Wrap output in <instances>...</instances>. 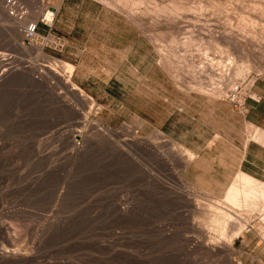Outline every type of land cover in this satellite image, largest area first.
Instances as JSON below:
<instances>
[{
	"label": "rangeland",
	"instance_id": "1",
	"mask_svg": "<svg viewBox=\"0 0 264 264\" xmlns=\"http://www.w3.org/2000/svg\"><path fill=\"white\" fill-rule=\"evenodd\" d=\"M15 1L23 16L0 0V264H264L254 218L228 256L194 248L230 236L208 207L236 175L226 187L197 160L178 179L170 154L216 123L218 105L241 108L230 95L264 91V0Z\"/></svg>",
	"mask_w": 264,
	"mask_h": 264
},
{
	"label": "crops",
	"instance_id": "2",
	"mask_svg": "<svg viewBox=\"0 0 264 264\" xmlns=\"http://www.w3.org/2000/svg\"><path fill=\"white\" fill-rule=\"evenodd\" d=\"M252 87L255 95H248L241 108L218 105L216 123L198 127L203 135L196 139V135L189 136L187 132L186 138L177 142L193 155L190 167L198 160L202 164L200 169L208 173L207 178L219 179V175L209 173H222L220 177L228 181L226 187L238 174L264 179V91L257 81ZM173 114L158 123L161 131ZM176 123L173 120L172 129ZM204 135L206 139H202Z\"/></svg>",
	"mask_w": 264,
	"mask_h": 264
},
{
	"label": "bare ground",
	"instance_id": "3",
	"mask_svg": "<svg viewBox=\"0 0 264 264\" xmlns=\"http://www.w3.org/2000/svg\"><path fill=\"white\" fill-rule=\"evenodd\" d=\"M239 1V0H238ZM250 1V0H249ZM248 1V2H249ZM243 2V1H242ZM40 3V2H39ZM110 3V2H109ZM247 3V2H246ZM251 3V2H250ZM249 3V4H250ZM254 3V2H253ZM252 3V4H253ZM258 3V2H257ZM256 3V4H257ZM243 4V3H242ZM248 4V5H249ZM255 4V3H254ZM259 4V3H258ZM257 4V5H258ZM238 5V3H237ZM245 5V4H244ZM247 5V4H246ZM251 5V4H250ZM249 5V6H250ZM259 6H256V8H252L253 12H256V9H258L257 7L260 8ZM110 6V4L108 5ZM184 6V5H183ZM188 5H186L187 7ZM243 6V5H242ZM264 8V5H261ZM191 7V6H190ZM239 7V6H238ZM241 7V4H240ZM244 7V6H243ZM247 7V6H246ZM112 8V7H111ZM125 8V7H124ZM189 8V6H188ZM251 8V7H250ZM262 8V12L263 9ZM191 9V8H190ZM189 9V10H190ZM240 9V8H239ZM243 9H246L245 7ZM261 9V8H260ZM201 10V9H200ZM248 10V7L247 9ZM251 10V11H252ZM242 8L240 10V15ZM258 11V10H257ZM123 12V11H122ZM190 12V11H189ZM249 12V11H246ZM246 12L243 15H246ZM251 12V13H253ZM260 12V10H259ZM136 13V12H135ZM192 13V12H191ZM128 14V13H127ZM250 14V13H248ZM247 14V15H248ZM261 14V13H259ZM264 14V13H263ZM255 15V14H253ZM258 15V14H257ZM127 16V15H125ZM129 16V15H128ZM249 16V15H248ZM135 17V16H134ZM133 17V14H130V18L133 20H136ZM54 18V14L52 12H46L43 16V20L47 25H51L52 24V20ZM204 19V18H203ZM196 20V18H195ZM131 21V20H130ZM134 22V21H133ZM32 25V24H31ZM34 25V24H33ZM16 28V27H15ZM17 30V29H16ZM10 31V30H9ZM14 31V30H13ZM20 41V40H19ZM38 52V51H37ZM224 52V51H223ZM211 61V60H210ZM222 63V62H221ZM205 64V63H204ZM207 64V63H206ZM205 64V65H206ZM212 64V63H211ZM210 64V65H211ZM209 65V64H207ZM209 65V69H213L210 68ZM219 65V64H218ZM50 66V65H49ZM54 66V65H53ZM50 66V72H54L57 73L55 70V66ZM202 66V65H201ZM213 66V65H212ZM207 67V66H204ZM191 68V67H190ZM72 68H70V71H66L65 73V77L63 78L64 85H69V79L71 77ZM201 69V68H200ZM205 69V68H204ZM208 69V67H207ZM217 69V68H216ZM211 71V70H210ZM195 72V71H194ZM214 72V71H213ZM61 73V72H60ZM212 73V72H211ZM202 74V73H201ZM200 74V75H201ZM63 75V74H62ZM197 75V74H196ZM210 75V73H209ZM214 75V74H213ZM212 75V76H213ZM223 75V74H222ZM221 75V76H222ZM45 77V76H44ZM61 78V77H60ZM201 78V77H200ZM199 80V78H198ZM44 82V81H42ZM61 82V81H60ZM63 85V86H64ZM70 89L68 91H70V93L72 94H78V97H81V92H78L73 85L69 86ZM202 87V86H200ZM68 88V87H67ZM213 90V89H212ZM219 92V91H217ZM80 100L82 99L79 98ZM83 101V100H82ZM133 137V136H132ZM131 140V139H130ZM121 143V142H120ZM161 143V142H160ZM164 143V142H163ZM123 144V143H122ZM130 144L131 147L135 148V149H142L144 147H146L148 150H150L152 152V154H154L158 159H160L165 165L166 167H168L169 170H171V166H170V161L166 158V156H163V152H161L162 154L160 155L155 146L154 145H150L149 143H145L143 140L136 138L135 136L133 137L132 141L128 142V145ZM123 147V146H122ZM171 153L173 154L176 158H177V164H178V168L179 171L176 172L178 173L176 175V177L178 176V179H180V174L182 173V169L185 165L188 166V164L193 160V155L191 153H189L187 150L184 152L182 151L180 148L171 146ZM160 148V147H159ZM118 149V148H116ZM120 150V149H119ZM122 150V149H121ZM123 151V150H122ZM120 152V151H119ZM126 155L128 156V154L126 153ZM165 155V154H164ZM166 170V169H165ZM176 180V179H175ZM180 184V183H179ZM183 198V197H182ZM121 206V205H120ZM199 206V205H198ZM125 207V206H124ZM217 208H213L211 209V207L208 209H210L209 211V216H210V227H214L217 225H221L224 229L229 226L232 228V231L230 233V236H226L225 235V231L220 233V237L217 240L214 239H210L207 241L208 244H206V246H201L199 243H195L194 248H200L202 249V251L204 250L206 253L212 254V255H216V257L218 256H228L230 254V252L233 251V243L234 240L236 238L239 237V235L242 233V231H244V229H246L249 225H250V220L252 218H254L255 220H259L262 223H264V182H259L247 175L244 174H238L235 178L234 181L232 182V184H230V186L228 187L225 196H224V201H223V206H216ZM122 208V207H121ZM199 208V207H198ZM124 210V208H123ZM126 212V211H125ZM124 213V212H123ZM208 214V212H206ZM125 214V213H124ZM123 215V214H122ZM208 216V215H207ZM206 216V217H207ZM205 221V220H204ZM209 221V219H208ZM204 225V224H202ZM207 225V224H206ZM209 225V224H208ZM209 228V227H208ZM3 229V228H2ZM211 229V228H209ZM216 229V228H215ZM1 230V229H0ZM4 230V229H3ZM214 230V229H213ZM213 230H211L213 232ZM2 231V230H1ZM7 230H4V233ZM217 231V230H216ZM214 230V232H216ZM208 232V231H207ZM211 232V233H212ZM210 233V232H209ZM217 233V232H216ZM205 234V233H204ZM212 235V234H211ZM210 235V236H211ZM218 234H216L217 236ZM215 236V235H213ZM203 237V236H202ZM212 238V236H211ZM198 240V239H197ZM207 240V239H206ZM201 251V250H199ZM200 253H203V252ZM235 251V250H234ZM194 252V250H193ZM3 254L0 255V258L2 260L5 259L6 254L4 252H2ZM195 253V252H194ZM7 257V256H6ZM223 257V259H224ZM227 258V257H226ZM219 259V257H218ZM225 260V259H224ZM231 260V259H230ZM230 262V261H229Z\"/></svg>",
	"mask_w": 264,
	"mask_h": 264
},
{
	"label": "built area",
	"instance_id": "4",
	"mask_svg": "<svg viewBox=\"0 0 264 264\" xmlns=\"http://www.w3.org/2000/svg\"><path fill=\"white\" fill-rule=\"evenodd\" d=\"M8 2L11 4L10 8L12 10H14V12L12 14L13 15L16 14V15H14L15 17L16 16L20 17V16H23L25 14V12L22 10V8H20L16 4L15 0H8ZM41 22L44 23L45 25H47L43 20ZM22 36H23L24 42L27 45H30L33 42H35L37 40L36 26L35 25H29V26H26L25 28H23ZM230 97H231L230 100L232 102H234L236 106H238V107L243 106L245 99H242V101H241V99L237 98L236 95H230Z\"/></svg>",
	"mask_w": 264,
	"mask_h": 264
}]
</instances>
